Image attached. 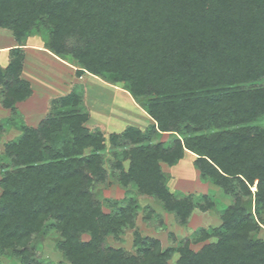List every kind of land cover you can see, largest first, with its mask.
Wrapping results in <instances>:
<instances>
[{"label": "trees", "instance_id": "trees-1", "mask_svg": "<svg viewBox=\"0 0 264 264\" xmlns=\"http://www.w3.org/2000/svg\"><path fill=\"white\" fill-rule=\"evenodd\" d=\"M243 10L264 15V0H0V27L17 41L40 24L51 28L45 49L74 64L79 76L124 82L155 121L149 132L129 126L108 136L119 185L156 197L184 220L196 204L168 191L160 163L171 166L189 150L198 155L201 178L234 195L219 226L194 232L193 241H216L196 251L178 247L181 264H264V241L254 236L264 224V127L250 125L264 114V88L237 85L264 75V30L239 28L235 12ZM67 35L79 47H67ZM22 45L0 65V104L10 109L0 128L20 130L0 158L11 164L0 166V254L48 264L38 241L48 229L70 264H166L172 248L161 250L154 239L143 240L139 257L103 249L107 235L132 225L137 205L130 198L104 212L95 202L90 187L107 175L106 145L98 130L83 126L87 113L76 93L52 100V113L36 127L17 115L15 103L31 93L20 76ZM220 125L225 129L203 133ZM164 132L173 138L153 142Z\"/></svg>", "mask_w": 264, "mask_h": 264}, {"label": "rangeland", "instance_id": "rangeland-1", "mask_svg": "<svg viewBox=\"0 0 264 264\" xmlns=\"http://www.w3.org/2000/svg\"><path fill=\"white\" fill-rule=\"evenodd\" d=\"M235 15H239L238 20L241 22L239 28L246 31L251 29L264 30V15H262V13H258L256 18L247 10H243L242 12L239 11V13L235 12ZM50 29L49 27L40 24L36 28L32 29L33 33H31L32 31L30 30L31 34L28 36H22V41L24 44H28L30 46H41L44 48L45 39H47L51 33ZM214 34L216 36V40H219V36L216 35V33ZM0 36L10 39L12 38L17 44L22 42L17 41L13 33L10 32L8 28L0 27ZM61 41L71 49H75L80 45V41L73 35H67ZM215 51L218 54L221 53L220 49H215ZM218 59L219 58L215 57L213 63L216 64ZM65 63L71 69H73V67H75L74 69H77L74 64L66 60ZM65 63L63 62V64ZM27 73L31 79L38 78L43 81L45 80V82L50 83V86H53V81H49L52 79L50 76H48L47 80V76L45 74L32 69H28ZM86 74L87 73H84L83 75ZM77 77H79V75H77ZM123 84L124 82H115L114 84H111V86L115 89H123ZM99 85L100 84L96 86L94 85L95 87L88 89V92L87 89H83L80 86H75L71 90V92L76 93L77 97L80 99L78 107L82 109L83 113H87V119L83 122V126L90 131L98 130L104 137L106 145L105 150L103 151L102 168L107 171V175L103 182L92 183L90 190L92 195H94L95 202L99 203L104 212H114L118 207L124 206L126 204V200L130 198L133 199L137 205L132 225H124L117 233V236L107 235L102 242V247L104 250H107L108 248L121 249L127 256L139 257L142 255V250L144 248L143 240L154 239L159 242L161 250L172 248V252L167 258L166 264H181L179 262L180 251L177 250L178 247L185 244L188 249L196 251L204 244L216 241L215 237H210L208 239H196L193 241V237L195 235L194 232L199 228L210 229L219 226L221 223V215L225 209L232 204L234 195L227 192V190L222 189L220 185L206 179L203 180L200 176V170L194 164L195 158L198 157V155L189 150H185L183 156L171 166L166 165L165 163H160L161 170L166 172L167 177L165 182L168 191L176 195H191L190 197L192 202L196 204L184 220H181L180 216L174 210L166 208L156 197L139 192L132 186L123 187L119 185L116 181V174L113 172L112 165L114 157L111 151L115 149L111 148L108 142V136L112 133H122V131L129 126L138 128L143 132H149L150 126L155 124V121L147 114L143 106L140 105L131 94V98L128 101L121 93H118L117 95L115 94V103H113L112 106L113 109L109 113L110 116L107 117V114L105 113L107 108V105L105 104L106 100L101 102L99 100L100 98L97 100L96 96L93 94L100 93V89L111 88H107L105 86L100 88ZM237 85L246 90L256 88L258 86L264 88V75L255 80L238 83ZM58 87V83H54V86L51 89H58ZM89 90H91L90 94ZM66 94L60 95V93L57 92H53L52 95L50 94V99L48 98L47 101L48 108L42 119L46 117L47 113H52L53 110L51 108L53 107L55 99ZM121 97L125 99L124 105V99H121ZM102 98L103 96L101 99ZM141 99L144 100V98ZM2 114L3 113L0 108V116H2ZM21 114L22 113L17 110V115L22 117ZM31 117L32 116H30L29 119ZM17 119L20 120V118ZM22 121L24 123L26 122L24 119ZM251 123L252 124L250 125L264 127V114H261ZM37 125H33V127H36ZM223 129H225V127L220 125V127L210 131L209 129H206L203 133L208 135L214 130L217 131ZM19 132L20 130L18 125H6L5 128H0V158L4 155L6 146L12 141V139L16 138ZM171 138L173 137L164 132L160 134V136L153 139V142H168ZM88 151V147L83 150L84 154H87ZM123 164L126 166L127 160H125ZM0 166L5 169L11 167V164L7 160L2 161V159H0ZM255 185L256 180H254L253 185L250 186L251 191H255ZM1 191L2 186L0 184V193ZM199 205L201 207H199ZM262 217L264 218V214ZM46 232L47 233L44 236H38V241L40 242L39 256L46 258L48 264H70L67 260H65L62 252H60L57 248V236L54 233V230L46 229ZM254 236L257 239L264 241V224H262L259 230L255 232ZM80 239L82 241H87L89 239V235L82 233L80 235ZM9 252L10 251L7 250L4 254H0V264H20L18 258Z\"/></svg>", "mask_w": 264, "mask_h": 264}, {"label": "crops", "instance_id": "crops-1", "mask_svg": "<svg viewBox=\"0 0 264 264\" xmlns=\"http://www.w3.org/2000/svg\"><path fill=\"white\" fill-rule=\"evenodd\" d=\"M18 46V44L11 38L1 37L0 36V65L6 66L9 60V49ZM23 52L22 60V71L21 78L29 83L31 88V93L29 96L24 98L23 100L17 101L15 103L16 109L21 112L22 117L24 119L25 124L33 126L37 125L38 122L44 116V113L47 111V101L53 92L66 94L70 92L75 86H80L83 89H90L91 87H95L99 85L100 88L107 87L111 89H100V93L93 94L96 96L97 100L99 99L101 102L106 100L105 104L107 105L106 114L107 117L110 116V112L113 109V103L115 100V96L118 93H121L124 98H127L129 101L131 98L130 93L125 89H115L111 84L101 80L97 76L93 74H86L77 77L76 69L73 67L71 69L65 63V60L59 58L58 56L51 53L49 50L41 47V46H30L28 44H24L21 46ZM63 62L65 64H63ZM28 69H32L34 71L40 72L47 76H50L52 79L49 81H53L54 83H58V89H51L53 86L49 85L50 83L45 82V80H41L38 78L31 79L29 74L27 73ZM68 81V85H67ZM98 82V83H97ZM100 82V83H99ZM97 83V84H96ZM95 85V86H94ZM50 86V87H49ZM84 86V87H83ZM50 88V89H48ZM91 90H89L90 94ZM114 94V96H113ZM116 94V95H115ZM103 98L101 99V97ZM107 96V97H105ZM122 96V97H123ZM121 99H124L122 98ZM50 99V98H49ZM125 104V99L123 100V105ZM111 107V108H110ZM2 110V116H0V121L4 117L10 115V109L4 108L0 105ZM110 108V109H109ZM43 111V112H42ZM37 114V115H36ZM35 115V116H33ZM32 116L30 119L29 117ZM187 156V155H186ZM184 159V158H183Z\"/></svg>", "mask_w": 264, "mask_h": 264}]
</instances>
